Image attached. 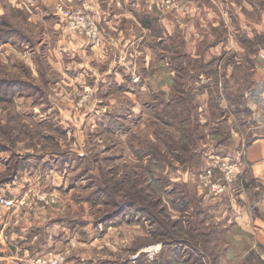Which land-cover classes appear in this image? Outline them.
Instances as JSON below:
<instances>
[{
    "label": "rangeland",
    "instance_id": "1",
    "mask_svg": "<svg viewBox=\"0 0 264 264\" xmlns=\"http://www.w3.org/2000/svg\"><path fill=\"white\" fill-rule=\"evenodd\" d=\"M147 2L156 12L148 32L125 23L139 37L133 69L106 75V61L125 67L128 50L77 54L89 66L66 73L56 15L42 20L35 0H0V79L22 84L9 100L0 91V180L10 177L0 193L22 198L0 204V218H20L12 237L26 234L11 251L0 243V264H225L210 221L239 187L211 200L197 180L212 147L237 150L255 108L264 110V0ZM83 5L60 7L63 18ZM160 14L170 17L169 40ZM206 24L223 46L233 33L231 52L199 57L212 43L197 39Z\"/></svg>",
    "mask_w": 264,
    "mask_h": 264
},
{
    "label": "crops",
    "instance_id": "2",
    "mask_svg": "<svg viewBox=\"0 0 264 264\" xmlns=\"http://www.w3.org/2000/svg\"><path fill=\"white\" fill-rule=\"evenodd\" d=\"M147 1L148 0H82L87 6L86 10H88V13L90 12L92 14V17L98 23L100 28L99 39L95 43L90 41L89 44H87L82 37H79L78 34L73 33L66 27L65 19L61 13L62 9L60 7H71L72 5L78 4L80 0H35V7L37 11H41L40 18H42V20L44 18L53 19L51 15L52 13L56 15L55 19H58L59 21L58 27H63V32H61V30L60 32H57L60 39H58V41L62 42V46L59 49L60 51H58L61 55L65 54L72 59L71 62L63 66L66 73H69L76 68L79 69L81 65L87 66L90 64L89 61L91 58H89L87 62H78L79 64H77L75 62L77 54L84 56L86 55V51L94 52L93 55H101L102 60H104L109 58L110 53L114 52V50H116L115 52L117 53L118 51L119 53H123V50H128L125 56H128L129 59L128 62L126 61L125 67H123L121 63V58H117L115 55L113 61H106L105 68H102V73L107 75V72L110 70L125 72L128 69H133L134 51H131V49L134 48L135 42L138 44L137 40L139 37L138 34L135 36L131 34L130 31L128 32V29L130 28L126 26L125 23H133L148 32L151 24L155 21L156 12L153 9V4L148 3ZM38 4L39 7H37ZM199 13L201 14V12H197L196 14L199 15ZM163 16L162 23L164 31H166L165 33L168 36L167 39L169 40L171 35L174 36V33L169 26L170 17L167 18L166 14ZM209 25L212 27L215 26L213 22ZM209 25H205L204 34H201L203 30L201 27L198 38L197 33L193 31V27L189 25L185 26L190 33L195 34V38H197L200 43L212 40L210 47H207L204 51L200 50L199 57L201 54L205 61L213 60L216 56L214 53L217 52L218 55L224 46V52H231L230 49L232 46L229 45V42H235L236 40L233 37V33L228 31L229 41L227 40V44H224L223 46V40L218 38V32H212ZM175 29L174 26L173 30ZM208 29L211 32L206 34ZM61 33H63V35H60ZM165 33L163 35L164 38H166ZM143 36L144 33L141 37ZM177 39L179 40L180 38L178 37ZM170 50L171 47H169L168 51ZM197 51L192 52L195 57H197ZM95 60L97 59L95 58ZM79 70L82 72L86 71L85 67ZM113 77L116 79L118 78V75H113ZM125 77L126 73L122 75V79L120 77L119 80H115V83L118 86H123ZM253 113L258 117L256 125H254L252 135L250 134L248 137L244 135L240 139L241 142L239 140L237 141L241 143V147L230 152H221L223 149L222 147H212L211 150L214 152L212 156H230L240 159L241 161L242 173L236 182L239 187V193L237 195L225 196L226 201L224 207L218 205L214 201L216 207L213 210L218 214L217 216H213L214 218L210 221L212 226L217 224L216 228L219 231L218 236L221 235L223 239L222 243L224 242V246L221 250L222 256L219 257V259L224 261L225 264H257L255 263V260L264 264V122L260 119L261 117L264 118V115H262L264 114V110L261 108H255ZM234 137L235 134H233L232 138L234 139ZM0 195H3V193H0ZM203 196L205 199L207 197L211 198V200L220 199V197H210L206 193ZM10 218V216L7 217L4 215L0 218V243L2 246H6L7 243L10 246V248H7L11 251L14 247H21V243L26 239V234H24L25 231L23 229L19 230L20 233L18 232L15 237H12V232H14V230L11 232L10 229L12 227H18V229H21L20 227L22 226L20 224L23 223L19 221V218L16 221V224H13V221H11ZM11 239H13V244L12 241H10ZM2 249L5 250V248ZM3 250H1L0 253H3Z\"/></svg>",
    "mask_w": 264,
    "mask_h": 264
},
{
    "label": "built area",
    "instance_id": "3",
    "mask_svg": "<svg viewBox=\"0 0 264 264\" xmlns=\"http://www.w3.org/2000/svg\"><path fill=\"white\" fill-rule=\"evenodd\" d=\"M86 5L76 11L65 13L66 27L78 34L85 35L92 40H97L100 35V28L93 17L86 12ZM264 94V91H263ZM264 102V95H260ZM206 167L198 175V187L210 197H221L229 188L236 185L238 176L241 173V161L230 156H212L208 158ZM21 199L3 197L0 195V204L7 207L21 205ZM51 263L57 264L59 257H51Z\"/></svg>",
    "mask_w": 264,
    "mask_h": 264
},
{
    "label": "trees",
    "instance_id": "4",
    "mask_svg": "<svg viewBox=\"0 0 264 264\" xmlns=\"http://www.w3.org/2000/svg\"><path fill=\"white\" fill-rule=\"evenodd\" d=\"M21 89H22V84L19 81H9V80H5V79H0V91L2 93L1 96L3 98H5L6 100H9V95H8L9 93L15 94V93H18V91H20ZM12 159H13V157H12ZM14 170H15V167L13 165V172H14ZM9 178L10 177H6L5 179L0 180V182H3L5 180H10ZM151 182H152V185L154 186V183H155V177L154 176L152 177Z\"/></svg>",
    "mask_w": 264,
    "mask_h": 264
}]
</instances>
